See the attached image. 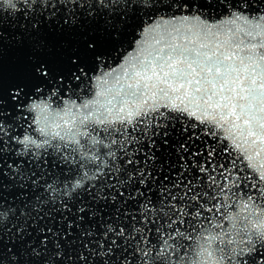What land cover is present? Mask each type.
Segmentation results:
<instances>
[{"label": "snow or ice", "instance_id": "snow-or-ice-1", "mask_svg": "<svg viewBox=\"0 0 264 264\" xmlns=\"http://www.w3.org/2000/svg\"><path fill=\"white\" fill-rule=\"evenodd\" d=\"M174 2L187 13L198 8L196 0ZM25 3L47 9L27 18L21 13L8 42L29 40L39 48L44 27L61 20L103 17L112 34L120 33L131 0ZM191 16L181 23L201 24ZM243 24L256 39L237 58L240 71L221 73L211 62L200 69L185 65L170 80L153 72L149 78L162 88L131 103L126 97L115 107L109 103L103 115L92 105L73 106L66 121L40 137L43 149L29 139L33 147L26 150L21 140L26 131L37 133L23 114L25 87L13 88L15 113L0 104V264L43 257V264H57L66 246L78 252L69 264H202L218 249L226 250L227 264H264V17ZM233 55L224 56L228 66L236 64ZM81 69L75 79L85 78ZM35 71L51 78L46 65ZM64 94L55 97L58 105ZM177 121L182 138L172 145ZM170 145L174 161L158 154ZM72 181L83 186L68 199L65 185L74 187Z\"/></svg>", "mask_w": 264, "mask_h": 264}, {"label": "clouds", "instance_id": "clouds-1", "mask_svg": "<svg viewBox=\"0 0 264 264\" xmlns=\"http://www.w3.org/2000/svg\"><path fill=\"white\" fill-rule=\"evenodd\" d=\"M184 2L185 0H179V3ZM207 4L213 6L211 9H222L224 14L212 21L196 14L201 24L187 27L181 21L186 15L191 21V14L163 15L169 10L177 11L174 0H131V3L127 4L128 20L132 15H138L141 20L140 26L134 31V36L129 38V42L118 45L112 55H98L97 67L90 79L89 73L85 72V80L78 88H73L70 83L65 89V94L59 97L63 100L62 105H58L55 99L59 96L61 87L47 88L46 85H41L27 95L23 114L35 126L37 135L32 136L26 131L21 137L26 150L33 147L28 143L29 139L38 145L39 149L45 148V140L40 137H47L49 131L55 130L62 120L66 121L67 116L72 114L73 106L76 109L87 110V106L92 105L96 114L103 115V110H106L109 103L115 107L116 101L125 97L128 103H131L135 95L143 98L146 92L152 93L157 87L162 88V85L156 83L155 77L149 78L153 72L159 73L165 80H170L182 75L185 65L200 69L211 66V62H215L221 73L235 74L240 71V61L237 58H243L246 50L254 46L253 42L256 39L255 34H251L250 38L248 26L243 24V19L252 22L258 17H264V0H243V3L241 0H219V3L208 0ZM200 8L203 10L208 7ZM41 9H47V5L25 3V0H3V5L0 6V31L5 28L9 30L4 31L5 42H8L9 34L15 28L14 22L20 19L21 13L27 18L32 14L41 13ZM180 12L185 13L186 10ZM236 17L241 18L239 23L234 22ZM75 23L74 21L73 24ZM119 36L120 33H113L114 39H119ZM4 52V45L0 46V59L3 58ZM122 52L124 54L120 55ZM228 53H234L232 56V61L236 62L234 66H228L231 62L224 61V56ZM173 60H177L178 63L169 69ZM215 71L213 68V72ZM72 92L76 95L73 96ZM77 97L81 98L79 102ZM155 99L163 100V97L157 94ZM6 103L3 97L0 98V104ZM170 110L175 111L171 107ZM89 118H92L91 112ZM108 118L105 116V119ZM71 183L75 186L68 188L65 185L64 194L68 199H72L83 186L79 181ZM4 223H7V219ZM225 251L218 249L210 252L202 264H227L226 256L221 255Z\"/></svg>", "mask_w": 264, "mask_h": 264}, {"label": "water", "instance_id": "water-1", "mask_svg": "<svg viewBox=\"0 0 264 264\" xmlns=\"http://www.w3.org/2000/svg\"><path fill=\"white\" fill-rule=\"evenodd\" d=\"M198 5L195 13H181L179 9L172 12L163 13V15H180V14H200L209 21L219 19L223 15V10L207 4L208 0H196ZM213 3H219V0H213ZM201 7H208L201 10ZM141 20L138 15H132L126 26L120 31L119 39H114L113 29L109 28L103 17L95 20L80 18L78 23H65L61 20L58 24L53 23L51 26L44 27L39 39L43 41L41 46L37 48L35 43L25 40L24 44L18 46L14 43L5 42V52L3 58L0 59V94L7 101L4 105L5 110L16 111L15 102L11 99L10 90L19 86H24L26 97L31 94L36 87L46 85L47 88L54 86L61 87V94L65 93L68 85L71 83L73 88H78L80 83L85 80L83 76L77 81L75 76L80 75L79 69L84 68L91 74L96 70L98 55H112L118 45L129 42V38L134 36V31L140 26ZM8 32V28L4 29ZM95 45L90 48L89 44ZM127 50V49H125ZM124 53H120L123 55ZM35 57L36 59H30ZM74 58H78L74 63ZM117 62L119 57L116 58ZM46 65L50 77L38 75L35 71L39 65ZM59 77H63V81H59ZM30 118V114H29ZM180 122L177 121L174 128L171 129L169 139L172 145H175L181 139ZM175 148L166 146L158 154L163 159L175 160ZM225 227L227 222H224ZM190 243V242H189ZM78 256V252L73 248L66 246L65 258L57 259V264H69L68 258ZM33 258V264H43V260Z\"/></svg>", "mask_w": 264, "mask_h": 264}]
</instances>
